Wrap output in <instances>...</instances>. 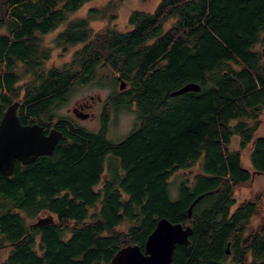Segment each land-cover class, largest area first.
<instances>
[{
	"label": "trees",
	"instance_id": "trees-1",
	"mask_svg": "<svg viewBox=\"0 0 264 264\" xmlns=\"http://www.w3.org/2000/svg\"><path fill=\"white\" fill-rule=\"evenodd\" d=\"M89 1L0 0V120L19 101L22 124L62 134L51 155L0 174V248H9L0 264H111L120 248H143L163 217L192 228L171 264H264V216L248 227L264 202L235 196L264 174V0H160L133 10L128 31H93L108 3L67 22L54 45L79 48L47 66L52 48L41 36ZM102 80L126 87L106 98L97 130L53 119L75 86ZM187 83L200 89L171 94ZM122 108L136 119L114 142L109 124ZM180 171L190 178L173 197ZM45 212L52 223H27Z\"/></svg>",
	"mask_w": 264,
	"mask_h": 264
},
{
	"label": "rangeland",
	"instance_id": "rangeland-1",
	"mask_svg": "<svg viewBox=\"0 0 264 264\" xmlns=\"http://www.w3.org/2000/svg\"><path fill=\"white\" fill-rule=\"evenodd\" d=\"M159 1L160 0H91L89 2H86L80 9L70 14L65 23H62L54 31L41 36L42 44L46 47L52 48L50 59L46 62V65H62L64 62L69 61L72 53L79 48L78 45L75 47H70L66 51H63L61 48H56L54 45L55 38L57 37L58 33L64 30L68 21L70 22L79 18L87 17V14L90 9L102 8L108 3H111V5H114V8L110 11L108 10V13L105 15L107 17L104 19H93L92 21H90L89 26L93 31H98L104 28L105 26H110L118 31L125 32L131 29V25L128 24V16L133 10L152 11ZM102 82L103 84H98V82L92 81L88 84L75 86L68 95L67 99L63 103H59L58 106L52 109L51 112L54 114L53 119H56L57 117L63 115L69 116L74 119L79 125L87 128L88 130H97L100 125V112L103 108L104 101L114 90H118V85L114 86L113 88L111 85L108 86V82H104V80H102ZM90 97H93L94 99L92 105L93 115L89 119L76 118L73 112L71 111L74 104L76 102L81 101L89 102L91 99ZM135 117L136 115L132 108H122L114 110L113 115L111 116V121L107 133L108 139L114 142L122 140L129 132V130L133 127L136 119ZM261 120L262 123H264V110L261 115ZM257 134L264 135L262 127L260 128ZM231 147L233 149L238 148L237 137L232 138ZM242 161L244 166L248 170L252 171L247 159V150L242 154ZM196 170V167L191 169V171L193 172ZM188 173L190 172L180 171L171 179L170 188L173 197L177 196V187L179 184L178 181L180 179H183L184 176L190 178V174ZM235 194L238 202L250 198L254 194H260L261 200L264 202V175L255 174L252 178V181L243 186H240L236 190ZM262 214V216L259 215V217L254 218L250 222L248 227H257V225L263 220L264 212ZM48 217L49 214L45 212L37 216L35 219L27 220V223L29 224L39 219H44ZM8 249V247L0 248V262L5 258Z\"/></svg>",
	"mask_w": 264,
	"mask_h": 264
},
{
	"label": "water",
	"instance_id": "water-1",
	"mask_svg": "<svg viewBox=\"0 0 264 264\" xmlns=\"http://www.w3.org/2000/svg\"><path fill=\"white\" fill-rule=\"evenodd\" d=\"M124 87L125 82L120 81L118 88L123 90ZM199 89L198 84L187 83L171 94L178 95ZM18 107L19 101H14L6 108L0 120V174L6 176L11 175L15 160L26 165L39 156L51 155L62 136L61 132L53 128L46 133L39 123L22 124L17 116ZM75 116L79 119L86 118V115L76 113ZM47 221L44 218L36 223L44 224ZM191 233L190 225L160 218L147 236L143 248L136 244L124 246L113 255L111 264H171L176 245L187 244Z\"/></svg>",
	"mask_w": 264,
	"mask_h": 264
},
{
	"label": "flooded vegetation",
	"instance_id": "flooded-vegetation-1",
	"mask_svg": "<svg viewBox=\"0 0 264 264\" xmlns=\"http://www.w3.org/2000/svg\"><path fill=\"white\" fill-rule=\"evenodd\" d=\"M91 99H90V101L88 102V101H81V102H76L75 104H74V106H73V108H72V112H73V114L75 115V113L76 114H79V115H86V118L87 119H89L92 115H93V112H92V105H93V102H94V99H93V97H90ZM75 112V113H74ZM101 112H102V110H101ZM100 112V116H101V113ZM76 117V116H75ZM77 118V117H76ZM263 126H264V123H262V125H261V127L263 128ZM260 127V128H261ZM260 128H259V130H260ZM52 129V128H51ZM54 129V128H53ZM258 130V131H259ZM263 131H264V129H263ZM246 151V150H245ZM244 151V152H245ZM244 152H242V154L244 153ZM248 150H247V158H248ZM262 175H264V174H262ZM254 176V175H253ZM252 176V177H253ZM252 181V180H251ZM235 196H236V194H235ZM239 203V202H238ZM47 223H52L53 221H54V218H53V216L52 215H50L49 214V217L47 218ZM47 223H44V224H47ZM32 224V223H31ZM227 251V254L229 255V251L228 250H226Z\"/></svg>",
	"mask_w": 264,
	"mask_h": 264
}]
</instances>
